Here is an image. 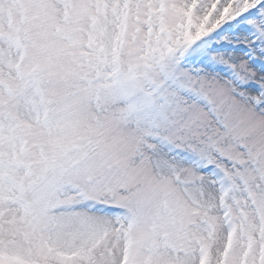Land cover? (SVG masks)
<instances>
[{"label":"snow or ice","instance_id":"1","mask_svg":"<svg viewBox=\"0 0 264 264\" xmlns=\"http://www.w3.org/2000/svg\"><path fill=\"white\" fill-rule=\"evenodd\" d=\"M0 264H264V0H0Z\"/></svg>","mask_w":264,"mask_h":264}]
</instances>
